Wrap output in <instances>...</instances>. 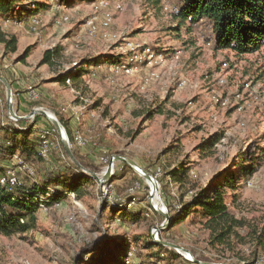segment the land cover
Masks as SVG:
<instances>
[{"label": "rangeland", "instance_id": "rangeland-1", "mask_svg": "<svg viewBox=\"0 0 264 264\" xmlns=\"http://www.w3.org/2000/svg\"><path fill=\"white\" fill-rule=\"evenodd\" d=\"M1 2L10 10L0 12V75L10 85L26 82L12 88L17 114L36 111L14 123L0 80V165L12 167L4 184L50 178L67 184H58L61 201L28 217L26 232L0 234V264H77L85 247L107 240L121 264L264 261V245L253 247L264 237V47L241 56L215 50L207 25L181 24L177 0ZM14 38L17 50L10 51ZM55 48L54 64H41ZM29 66L36 67L27 77ZM41 110L60 122L85 168L102 178L114 159L107 181L67 160L63 137ZM12 126L39 138L45 159L16 151L22 159L12 161L6 150ZM116 156L154 176V196L149 181ZM73 182L78 190L68 189ZM134 183L139 189L130 193ZM217 189L233 224L223 240L222 225L199 210L182 217L178 211L203 192L215 201ZM159 210L170 217L163 228Z\"/></svg>", "mask_w": 264, "mask_h": 264}, {"label": "trees", "instance_id": "trees-1", "mask_svg": "<svg viewBox=\"0 0 264 264\" xmlns=\"http://www.w3.org/2000/svg\"><path fill=\"white\" fill-rule=\"evenodd\" d=\"M177 2L180 10L178 17L181 24L200 25L204 23L207 25L210 31L207 40L215 50H231L236 55L241 56L264 47V0H177ZM9 10L7 2L0 3V12L4 14ZM31 12H35V10H31ZM10 43L12 44L10 45ZM16 46V38L6 45L10 51H16ZM57 53H59L58 48L45 51L41 64L53 65L54 56ZM120 62V57L115 60V63ZM66 77L64 76L65 79ZM10 128L12 130H8L10 133L7 135L8 143L6 145L8 147L6 150L11 155L12 161L16 157L21 158L16 151H20L22 155L45 159L39 153L41 145L39 138L32 139L30 131H20L13 126ZM0 151L3 155L4 149L1 142ZM67 160H69L68 155ZM5 167L0 165V176L3 175L2 177H7L12 169L10 166H7V169ZM74 167L79 169L76 165ZM61 180V178H50L42 182L36 181L28 186L18 184L12 188L0 184V234L11 236L26 232L28 217L35 214L42 205L50 206L61 201L62 196L58 194L59 185L65 188L67 184L66 180L60 183ZM226 184L234 187V182L230 178L226 179ZM50 185H53L54 189L57 190L49 192L47 189ZM68 189L78 190L77 183L73 182L72 185L68 186ZM40 197H44V199L40 200ZM194 209L199 210L204 217H209L216 224L222 225V230L218 235L220 240L232 232L233 224L227 223L228 221L225 220V217L228 216L227 204L223 203L222 194L219 193L218 189L216 190L215 201L212 200V196L203 192L200 197L194 198L190 203L184 204L182 209H178L179 216H185ZM254 240L256 241L253 245L254 251L258 252L264 245V237H256ZM111 244L109 240L89 244L79 255L77 264H121L123 261H119L120 257L114 260L115 251ZM92 252H94L93 257L86 261V255Z\"/></svg>", "mask_w": 264, "mask_h": 264}, {"label": "water", "instance_id": "water-1", "mask_svg": "<svg viewBox=\"0 0 264 264\" xmlns=\"http://www.w3.org/2000/svg\"><path fill=\"white\" fill-rule=\"evenodd\" d=\"M0 80L4 83V85L7 88V106H8V112L12 115L15 116L17 119H26L27 117H30L32 115H34V113L36 111H32L30 114L28 115H19L17 114V112L14 109L13 106V94H12V87L10 85V83L8 82V80L4 77L0 75ZM41 114L45 115L46 117H48L55 125V127L57 128L59 134L63 137V142H64V149L66 151V153L68 154L69 158L82 170H84L85 172L89 173L92 177H95L99 182H103V181H107L110 178L111 175V171L113 168V161L114 159H112L110 161V164L108 166L107 172L104 175V177L100 178L96 173H94L93 171L88 170L87 168H85L82 164H80L78 162V160L76 159V157L74 156L71 147H70V143L67 139H64L65 137V130L64 128H62L60 122L53 116H50V114H48L47 112L41 110L40 111ZM115 160H122V161H127L132 167H134L137 171L140 172V174H142L149 182L154 184V189H155V193L157 192L158 189V181L154 178V176H152V174H150L148 171L144 170L143 168L139 167L134 161L126 159L124 157L121 156H116ZM153 189L151 191V195L154 196L155 195ZM161 213L164 214V216L166 217V222L162 225L161 228L166 227L168 225V222L170 221V217L167 213V211H163V210H159ZM159 243L166 245V246H171V247H177V245L167 242V241H161L159 240ZM179 248V247H177ZM181 250L185 251L183 248H180ZM188 253V251H185ZM189 254V253H188ZM190 255V254H189ZM195 262L197 263H202L199 260H195Z\"/></svg>", "mask_w": 264, "mask_h": 264}, {"label": "crops", "instance_id": "crops-1", "mask_svg": "<svg viewBox=\"0 0 264 264\" xmlns=\"http://www.w3.org/2000/svg\"><path fill=\"white\" fill-rule=\"evenodd\" d=\"M19 64L21 63V62H18ZM40 66H42V65H40ZM36 66H34V67H32V66H29V67H27V72L28 73H26V75H27V77L28 76H30L29 74H30V72H32V70H33V68H35ZM41 67H38V69H40ZM30 70V71H29ZM33 76V75H32ZM38 80V78H36V79H29V81L30 82H34L35 83V81H37ZM24 83H26L25 81H24V78H23V80H21V81H16V82H14V83H12L11 85H12V88L13 89H18V88H20V87H22L23 85H24ZM23 84V85H22ZM37 84H34V86H36ZM18 87V88H17ZM17 110L19 111V113L21 114V113H24L25 112V106L23 105V103H22V101H20V103L17 105Z\"/></svg>", "mask_w": 264, "mask_h": 264}, {"label": "built area", "instance_id": "built-area-1", "mask_svg": "<svg viewBox=\"0 0 264 264\" xmlns=\"http://www.w3.org/2000/svg\"><path fill=\"white\" fill-rule=\"evenodd\" d=\"M13 122L16 123L17 125H19V120L15 116H13ZM138 189H139V183H134L132 186L129 187V192L130 193H137ZM111 199H112V201L116 200L113 195H111ZM255 264H264V261L259 258V259L255 260Z\"/></svg>", "mask_w": 264, "mask_h": 264}, {"label": "bare ground", "instance_id": "bare-ground-1", "mask_svg": "<svg viewBox=\"0 0 264 264\" xmlns=\"http://www.w3.org/2000/svg\"><path fill=\"white\" fill-rule=\"evenodd\" d=\"M110 19V18H109ZM33 22H32V26H31V28H32V30H36L37 29V27H38V24H39V21L38 20H32ZM12 118V117H11ZM12 120H13V118H12ZM49 138V137H48ZM47 154H48V152H47ZM41 155V154H40ZM42 156V155H41ZM43 157V156H42ZM22 166H25V165H22ZM140 172H141V170H140ZM12 173H14L15 175L14 176H16V173H15V171H13ZM7 180V178L6 177H2L1 179H0V183L1 184H3V185H5L4 183H5V181ZM16 181V180H15ZM149 185L151 186V189H153V191H154V184L153 183H151V182H149ZM155 200H156V197L154 198V202H155ZM187 254V253H186ZM188 255V254H187ZM190 258V257H189ZM251 264H255V262L254 263H251Z\"/></svg>", "mask_w": 264, "mask_h": 264}]
</instances>
